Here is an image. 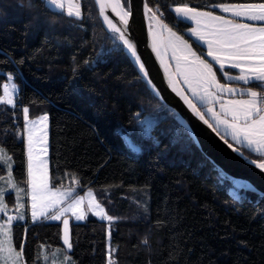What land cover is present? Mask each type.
Segmentation results:
<instances>
[{
    "label": "trees",
    "instance_id": "1",
    "mask_svg": "<svg viewBox=\"0 0 264 264\" xmlns=\"http://www.w3.org/2000/svg\"><path fill=\"white\" fill-rule=\"evenodd\" d=\"M258 1L264 0L148 3L161 22L204 50L174 5L216 9L220 2ZM80 3L77 18L43 0H0V147L26 185L23 107L33 114L48 109L53 183L66 185L74 175L78 190L93 187L116 219L69 217L71 249L63 220H16L13 241L19 250L23 244L25 264H42L57 246L77 264H264V195L239 189L238 196L105 28L96 1ZM216 72L225 80L218 66ZM9 77L17 85L14 105L1 99ZM146 115L151 122H143ZM5 172L0 160V175ZM6 200L15 211L14 192Z\"/></svg>",
    "mask_w": 264,
    "mask_h": 264
},
{
    "label": "snow or ice",
    "instance_id": "2",
    "mask_svg": "<svg viewBox=\"0 0 264 264\" xmlns=\"http://www.w3.org/2000/svg\"><path fill=\"white\" fill-rule=\"evenodd\" d=\"M46 6H53L55 9H63L65 4L62 0H43ZM175 3L176 0H173ZM31 6V3H29ZM107 5L101 2V12L103 13L104 8ZM218 7L223 8L225 12H232L235 17H247L253 21H264V3H250V4H239V5H219ZM151 12V9H147ZM176 15L184 20H194L199 27L204 19H210L217 22L211 26V31L209 35L214 39L208 40L209 51L208 56L212 57L214 61L220 63V68L223 70L224 63L221 62V53L224 56V61L230 63L233 68L240 70V75L231 77L233 80L244 81L245 84L251 81H258V87L264 89V27L255 28L249 24L244 23H232L231 20L224 19L222 16H214L211 12L198 11L197 8L189 7L187 5L178 6L175 8ZM130 13L125 12L121 17L123 25L126 27L128 20L126 17ZM68 15H74L79 18L81 16L79 3H72L69 0L68 3ZM108 20V17H104ZM153 18V17H150ZM114 32L120 33L119 39L126 46L127 55L138 63L139 71L142 77L146 80V83L155 91L154 85H152L151 80L148 78L149 74L145 68V64L140 61V56L137 53V47L126 38L125 33L121 31L120 28L116 27L115 24L108 20ZM166 27V26H165ZM193 35L198 36L200 40H204L205 36L201 34L198 29L190 30ZM175 36V33H170ZM176 40L180 43V37H176ZM213 44L217 47L214 49ZM194 55V54H193ZM10 79V77H9ZM195 79L198 83L204 85L212 86L214 85L218 91L235 93L237 89L231 87H225L216 83V76L213 72L212 65L207 63V61H199V65L196 69ZM184 82L186 84H191L187 76H185ZM5 95L9 98L6 103L12 104L13 101L10 98V93L8 90V85H4ZM192 98L196 100L201 105L211 102V99L215 96L214 93L209 92L207 87L204 88L203 92H198L196 88H190ZM242 95H247V99L231 100L228 101L227 105H221L222 110L225 115L230 114L232 119L221 120L219 115L216 114L211 107L207 108L206 112L201 113L196 104L192 103V100L185 98L188 107L192 112L205 124L208 121L205 119V115L211 114L212 119L215 121L217 126H225V132L231 137L233 141H236L242 145H245L251 152L257 153L259 155L258 161H253L247 157H243L249 164H253L256 167L264 170V95L252 90L251 88H246L241 90ZM29 109L27 107L23 108V114L25 120L28 119ZM47 119L46 116L39 118V122L43 123ZM33 125L37 121L31 122ZM212 127V125H209ZM191 136L192 133L190 129H186ZM214 130H218L214 129ZM32 136L28 137V176L30 178V190H31V215L32 219L35 221L40 218L60 220L64 213L71 212L75 219L82 220L85 219V213L81 208L84 198L77 197L72 200V203L66 208H62L56 215H48V209L54 208L57 204L61 202L62 199L66 197H71V190L69 191H56L52 192L48 187V173H47V161L42 160L39 155L34 156ZM231 147V145H230ZM235 150V149H234ZM44 153L47 149L42 150ZM243 156L242 153H239ZM0 158H3L4 162L7 163L10 157H7L3 149H0ZM10 168V164H9ZM39 173V175H37ZM11 173H9V177ZM0 177V180H3ZM14 187V185H11ZM20 189L17 188L19 193ZM4 190L0 189V213H5L7 211L6 205L3 203ZM91 191L89 196H91ZM20 200V196H17V201ZM24 208V204L17 203V215L7 216L4 222L0 224V264H19L20 258L23 256L24 246L21 244L20 250L17 252L12 246L11 240V230L12 222L17 219H24L23 212L20 209ZM92 208L99 209L95 214L102 216V218L107 219L109 222L113 221L114 217L107 215L104 209L101 208L100 204L95 202L94 198L89 201V209ZM3 218V217H0ZM64 224V245L68 248H72V243L69 237L68 231V219L63 220ZM145 244L148 241L145 239ZM62 251V249H61ZM61 264H75L70 257L65 256ZM109 264H114V262L109 259Z\"/></svg>",
    "mask_w": 264,
    "mask_h": 264
},
{
    "label": "water",
    "instance_id": "3",
    "mask_svg": "<svg viewBox=\"0 0 264 264\" xmlns=\"http://www.w3.org/2000/svg\"><path fill=\"white\" fill-rule=\"evenodd\" d=\"M95 1L105 28L110 32H114L108 23V20H111L116 27L125 33L126 38L137 47L140 61L145 64L149 74L148 78L154 85L155 91L147 84L148 87L164 104L175 112V118L179 123L185 129H190L191 137L199 149L213 162L216 168L222 171L238 188L243 189V192L250 190L264 195V170L249 164L243 157L253 161H258L259 159L246 153L219 129L214 130L217 127L207 115H205V119L208 124H205L188 107L185 98L192 100V103L196 104L197 109L201 113L205 112L200 104L192 98V95L178 75L165 46L164 33L160 23L164 48L161 49L156 44L150 17L156 16L158 22L159 17L150 7L148 0H128V7L125 5L124 0H121L123 9L130 13L126 18L128 20L126 27L120 19L122 16L121 10L113 0ZM101 2L107 5L103 13L101 12ZM147 9H151V12H148ZM105 16L108 17V20H105ZM114 33L127 53L126 46L119 39L120 33ZM131 61L141 75L138 63L132 59ZM143 80L146 82L144 78ZM209 125H212V127H209ZM239 153H242L243 156Z\"/></svg>",
    "mask_w": 264,
    "mask_h": 264
},
{
    "label": "rangeland",
    "instance_id": "4",
    "mask_svg": "<svg viewBox=\"0 0 264 264\" xmlns=\"http://www.w3.org/2000/svg\"><path fill=\"white\" fill-rule=\"evenodd\" d=\"M62 2L65 4V7L63 9H65L68 12L69 0H62ZM71 2L72 3H79L80 11L82 14V5L80 3V0H71ZM257 3H259V2H257ZM239 4H248V3L220 2V3H217L215 5L216 9L199 8L196 6L189 5V4H185V5H187L189 7L197 8L198 11H206V9H207V10H211V12H214V13L218 12V13H223L226 15H233L232 12H225V11H223V8L218 7V6L219 5L231 6V5H239ZM178 6H184V4L174 5V10ZM159 23H160L162 30H163V33H164L165 46L168 50V53H169L170 58L172 60V63H173L178 75L180 76V78L184 84V78H183L180 66H181V64L182 65L186 64L196 74V69H197V66L199 65V60H200V57L197 54L198 51L196 50L194 45L188 40V38L183 33L176 30L169 23L161 22L160 19H159ZM170 33H175V36H172ZM176 37H180V39H181V41H183V43L178 42L176 40ZM12 83L14 84L15 87L17 86L14 82H12ZM201 87L210 88L211 86L201 85ZM186 88L188 89L187 86H186ZM188 91L191 94V91L189 89H188ZM25 107H27L29 109L27 121L25 120V117H24V129H23L24 138H25V142H26V153H27V183H26V185H22L15 179V176L13 173L14 160H13L12 156L9 154V152L4 147H0V149L4 150L7 157H10V160L7 163L4 162L3 158H0V160L2 161V163L6 167V172L4 174L0 175V177L4 178L3 180H0V189L4 190L5 194L3 196V203L7 207V211L5 213H0V217H3V218H0V224H2L4 222V219H6L7 216L17 215V203L18 202L24 204V208L20 209V211H22L23 215H24L23 220H25L27 218L33 220L32 215H31V190H30V184H29L30 178L28 176V137H29V135L32 136V140H33L32 146L34 149V153H33L34 156L39 155L42 160L47 161V173H48V187H49V189H51L52 192H56V191L64 192V191L71 190V197L70 198L66 197V198L62 199L61 202L59 204H57L54 208H49L48 209V215H56L62 208L68 207V205L72 203L73 199H75L77 197H83L84 200H83V203L81 205V208L85 213V219H87L89 216H96L98 218L104 219V218H102V216L95 214L97 211H99V209H96V208H92L91 210L89 209V201L92 200L93 198H94L95 202L99 203L101 208L104 209V212L107 215L111 216L109 214L108 210L106 209L105 205L99 200V198L97 196V192L93 187L88 186V187H85L83 190H78L79 189V183L77 182V177H75L74 175L72 176L73 180H71V182L66 184V185L65 184L55 185L53 183L52 176H51V158H50V112L48 109H45V110H42L38 114H33L31 112V108L29 105H25L23 108H25ZM211 108L213 109V111L216 114L219 115V112H218V109L216 108V106H212ZM42 116H46L47 119L43 123H40L39 118ZM209 117L212 120V122L215 124L214 120L212 119L211 114H209ZM144 118L148 121L147 123L151 122V120H152V117L150 115H146ZM32 121H37V123L35 125H33L31 123ZM44 148L47 149L46 153H44L42 151ZM9 164H10V168H9ZM9 173H11L10 177H9ZM37 175H39V173H37ZM71 184H73V185H71ZM11 185H14V187ZM17 188L22 190V191H20L18 193ZM9 191L14 192V195L16 198V208H15L14 212L11 210V208L8 207L7 200H6V195H7V192H9ZM90 191L92 193L91 196H89ZM18 195L20 196L19 201H17ZM69 217H73L74 220H77V219H75V217L73 216V214L71 212L64 213V215L61 217L60 220L69 219ZM40 219H42V218H40ZM85 219L78 220V221H83ZM49 220H51V219H49ZM13 222H12V230H11V240H12V246L14 247ZM68 231H69V237H70L69 224H68ZM63 236H64V233H63ZM61 249H62V251H61ZM65 256L70 257L71 260L74 261L75 264H77L71 255L65 253V246H57V247H55V249H52L49 253L47 252L44 255V260H43L42 264H61V262L64 260Z\"/></svg>",
    "mask_w": 264,
    "mask_h": 264
},
{
    "label": "crops",
    "instance_id": "5",
    "mask_svg": "<svg viewBox=\"0 0 264 264\" xmlns=\"http://www.w3.org/2000/svg\"><path fill=\"white\" fill-rule=\"evenodd\" d=\"M258 2L259 3H264V1H258ZM235 3H248V4H250L252 2H235ZM253 3H257V2H253ZM173 8H174V6H173ZM206 11L207 12H211V10H207V9H206ZM211 13L214 16H222L224 19L231 20L232 23H234V24L244 23V24H249V25H251L252 27H255V28L264 27V21H258V20L257 21H253V20H250L247 17H235L234 14L233 15H226V14L218 13V12H216L217 14L214 13V12H211ZM188 21L191 22V26L187 29L188 33L191 34L192 37H194L198 42H200L205 47L204 50H199V49H197L194 46L196 48V50L198 51L197 54L200 57V60L199 61H201V60L207 61V63H209V64L212 65L213 72L215 71L214 73H215V76H216V81H215L216 83H218V84H220L222 86H225V87H231V88L237 89V92H235V93H228L226 91L225 92L218 91L216 89V87L214 85H212L210 88H207V90L209 92L214 93L215 96L211 99V102L205 103L203 105V108L206 111L207 110L206 108H209V107H212V106H216V108L218 109V112H219L220 119L221 120L231 121V119H232L231 115L230 114L225 115L224 111L221 108V105L222 104L223 105H227L228 101H231V100L247 99L248 98L247 95H242L241 94V90H243V89L251 88L252 90L261 93L260 92V89L257 87V85L250 84V83L245 84L244 81H238V80L231 79V77H235V76L240 75V70L237 69V68H233L230 63L225 62L224 61V56H223L222 53H221V62L224 63V67H223V70H221V71H222V73H223V75L225 77V80L222 79V78H220V76H218V74L216 72V66H218L220 68V63H217L216 61H214L212 59V57H210V56L207 55V53L209 51L207 41L214 39L212 36L209 35V32L211 31V26L214 25V24H216L217 22L212 21L210 19H204L202 21V23L198 27L197 24H196V22L194 20H188ZM191 29H198V31L205 36V39L204 40H200L198 38V36L193 35L192 32L190 31ZM216 47H217V45L216 44H213V48L215 49ZM227 67H231L233 69L229 70ZM180 69H181L183 78L185 79V76H187L188 79L191 82V84H186L184 82V84L188 87V89L190 90V88H196L198 92H203V90H204L205 87H201V85H204V84L197 82V80L195 79L196 74L193 72V70L190 67H188L186 64H184V65L181 64ZM256 82H258V81H256ZM16 89H17V86H16ZM218 128H219L220 131H222V132H224L226 134V132H225V126L222 125V126H219ZM227 136L230 137L229 135H227ZM236 143H238V142H236ZM238 144H240V143H238ZM71 185H73V184H71ZM17 220H21V219H17ZM14 221H16V220H14ZM14 247H15V249H17L16 246H15V244H14ZM16 251L18 252L19 249H17ZM65 253L68 254V252L66 251V249H65ZM20 259H21L20 260L21 262L19 261V264H25L23 256Z\"/></svg>",
    "mask_w": 264,
    "mask_h": 264
},
{
    "label": "bare ground",
    "instance_id": "6",
    "mask_svg": "<svg viewBox=\"0 0 264 264\" xmlns=\"http://www.w3.org/2000/svg\"><path fill=\"white\" fill-rule=\"evenodd\" d=\"M115 4L118 6V8L121 10L122 15L127 12L126 10L123 9V2L121 0H113ZM151 18V27H152V32L156 41V44L158 45L159 48L163 49V34L158 22V19L156 16H152ZM127 18V17H126Z\"/></svg>",
    "mask_w": 264,
    "mask_h": 264
},
{
    "label": "built area",
    "instance_id": "7",
    "mask_svg": "<svg viewBox=\"0 0 264 264\" xmlns=\"http://www.w3.org/2000/svg\"><path fill=\"white\" fill-rule=\"evenodd\" d=\"M13 80L12 79H7L2 83V90H1V98L6 102V100L9 98L8 96L5 95V91H4V85H8V90L10 93V98L12 99L13 103L10 105H14L16 103L17 100V89L14 86V84L12 83ZM143 122L147 123L148 121L143 118ZM235 184V183H234ZM236 185V184H235ZM240 188L236 187L234 188V190L236 191V193L238 194V196L241 195V191H239Z\"/></svg>",
    "mask_w": 264,
    "mask_h": 264
}]
</instances>
